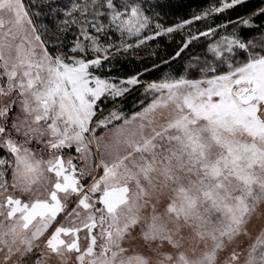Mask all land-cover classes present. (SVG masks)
Segmentation results:
<instances>
[{
  "label": "snow or ice",
  "instance_id": "snow-or-ice-1",
  "mask_svg": "<svg viewBox=\"0 0 264 264\" xmlns=\"http://www.w3.org/2000/svg\"><path fill=\"white\" fill-rule=\"evenodd\" d=\"M0 264H264V0H0Z\"/></svg>",
  "mask_w": 264,
  "mask_h": 264
},
{
  "label": "trees",
  "instance_id": "trees-1",
  "mask_svg": "<svg viewBox=\"0 0 264 264\" xmlns=\"http://www.w3.org/2000/svg\"><path fill=\"white\" fill-rule=\"evenodd\" d=\"M186 2L187 3H200V4L206 5V4L210 3L211 0H186ZM147 51L148 50H146L145 54H143V55H146L147 54ZM143 55H141V56H143Z\"/></svg>",
  "mask_w": 264,
  "mask_h": 264
},
{
  "label": "rangeland",
  "instance_id": "rangeland-1",
  "mask_svg": "<svg viewBox=\"0 0 264 264\" xmlns=\"http://www.w3.org/2000/svg\"><path fill=\"white\" fill-rule=\"evenodd\" d=\"M145 52H146V50L141 51L140 53H138V55H143V54H145Z\"/></svg>",
  "mask_w": 264,
  "mask_h": 264
}]
</instances>
